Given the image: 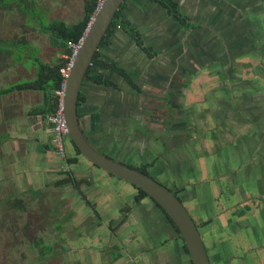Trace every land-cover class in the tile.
<instances>
[{"label": "rangeland", "instance_id": "obj_1", "mask_svg": "<svg viewBox=\"0 0 264 264\" xmlns=\"http://www.w3.org/2000/svg\"><path fill=\"white\" fill-rule=\"evenodd\" d=\"M35 2L33 5H36L40 13L47 15V19L50 20L58 18L75 22L83 15V0H35ZM262 4L264 5V1ZM254 6L256 5L250 7ZM145 10H151L154 13L156 8L152 6L150 9L145 8L144 5L129 0V16L135 19L140 26L144 42L151 43L149 38L152 36L149 30L150 22L143 15ZM262 11L264 9L255 10V12ZM30 17L19 6L12 9L0 8V38L21 39L30 42L39 50V56L47 61L59 57L58 49L50 43L49 34L43 32L40 23ZM159 18L163 19L159 16L156 17V20L158 21ZM151 19L154 21V18ZM262 22L264 24V14ZM188 47L187 45L182 46L179 51L188 50ZM0 48L5 49L4 47ZM27 48V43L23 42L18 44V48L15 50L7 52L0 50V86L34 77L35 67H27L24 62L27 55L23 53ZM164 48L165 46L159 48L157 45L159 54L154 59H148L147 55L135 45L133 39L123 32L122 28H119L117 37L109 46L103 48V52L109 61L116 59L120 66L123 65L127 69L129 75L140 85V89L142 88V92L136 97V91L123 76L117 72L108 71L106 73L118 84V88L88 84L90 96L88 105L98 104L102 110L104 108L108 111V108L117 99L124 98L127 103L131 104L136 97L139 102V110L147 109L148 111V109H156L159 106L164 107V103L159 102L154 93L160 95L164 88L170 86L174 88L173 102L167 105L169 109L166 112L167 118L172 117L170 119L172 124H164L163 117L157 110L156 118L159 119L157 122L148 121L151 116L145 115L147 111L142 113L139 121L145 127H152L155 134L166 136L169 147L164 145L165 147L162 148H175V153L168 151L169 156H163L158 160L155 149L150 148L152 150L150 155L140 157L143 162H148L150 158L157 160L156 166L150 168L149 172L170 189L178 191L182 186H188L186 191L178 192L181 200L182 198L185 200L188 193H201L202 201H198L199 209L205 208L207 212L219 210L218 201L214 198V192L210 188L211 185H214L213 182L215 183L221 177L220 174L238 171L240 181L244 182L242 188L245 187L247 192L257 191L254 170L257 165L256 161L262 157L263 148L255 149L257 147L255 145V148H251L254 155L251 150L245 154L249 145L236 138L235 135L245 132L260 134L261 129L245 124L242 126L235 123L215 124L214 118L220 121L224 119V116L228 117V120L234 119V117L230 116L229 111L221 115L220 104L216 99H212L210 91L203 93L209 96L210 102L215 101L216 103L207 104V107H201L198 104V101L202 99L203 88L207 90L209 86L213 85L210 78L207 77L209 81L205 85L202 81L206 79L201 78L200 71H196L197 74H191L188 77L182 76L176 71L177 64L175 62L162 61V59L165 60L167 54L165 51L167 49ZM221 51H223L221 55L227 54L224 46ZM191 58L195 59L193 64L197 68L196 57ZM259 59L255 54H252L249 57L251 62L247 61L252 66L237 65L236 67L240 69L238 71L242 75L250 70L253 72L264 71V64L261 65ZM242 62H238V64ZM163 65L164 68L166 67V71L161 67ZM227 67L225 68L227 69ZM162 71L164 72L162 73ZM161 77L167 80L166 85L162 82L165 85L162 92L156 90ZM254 78L257 79L256 76ZM186 82L189 83L188 89ZM21 93L22 96L16 97L17 103L29 107V110L43 100L40 91ZM255 95L258 97L257 94ZM261 96L264 100V90ZM129 104L130 108H134L133 104ZM127 112L132 111L127 110ZM25 113L23 112V116H27ZM135 114H138L137 111ZM115 118L117 122L115 127H112L111 116L108 118V113L105 114L98 135L88 128V136L97 146L103 149L108 146L107 150H99L102 153H109L119 161L121 159L113 154L114 152L119 153L125 159V152L131 154L135 150V146H142L143 143H147L148 138L152 139V134L139 136L140 133L137 134L133 127L138 122L128 120L125 121V126H128L129 133L125 134L119 115H115ZM28 119H35L36 124L32 126L34 123L29 121L28 128H26V135L29 137L26 142L22 141V148L24 149L27 142L31 141L29 148H31L30 151H33L36 147L34 140L37 142L42 140L40 146L51 144L54 148H44V157L38 158L37 163L44 164V173H40L38 182L31 183V186L41 185L40 188L37 190L31 188V190L28 189L30 185L26 182L21 184L18 181L13 182L12 188L2 189L0 186V199L11 195L7 203L12 201L11 205H0V264H191V256L182 249L183 239L175 231L173 224L168 221L162 209L156 206L150 197H146V200L141 204H135L134 196L138 192V188H135L132 183L103 170L83 154H78L74 147H69V137L66 140V148L62 151L54 142L51 124L42 119L40 115L35 117L30 115ZM109 120L110 124L107 125ZM146 121L149 123L146 124ZM165 129L168 130L167 134ZM110 130L111 132L108 133ZM215 133H221L222 136L216 137ZM114 140L119 142L118 148L117 142ZM182 144L185 145L177 148ZM147 147L146 144L144 149ZM181 151H184V154ZM71 156H78L79 159L81 158L80 162L69 164L66 159ZM197 158L201 160L200 165L205 164L207 178L202 177L199 163L194 169L191 167ZM121 161L134 165L139 162L138 158L134 157ZM16 166H18L15 168L17 170L20 165ZM69 167L72 168L70 169L77 179L83 180L81 187L87 197L95 203L99 214L86 202L74 185L56 183L59 179L67 176V173L64 172L68 171ZM161 169L165 171L164 175L161 174ZM247 172L254 175V179L247 175ZM263 176L264 169L260 175L261 178L257 174L260 184H263ZM244 195L247 198V205L256 210V207L262 202L261 199L264 198V190L253 193L252 196L246 192ZM18 199L23 200L25 209L13 206L19 201ZM183 203L198 224L199 221L195 217L194 211L184 201ZM207 203L212 208H208ZM130 206L131 209L128 210L127 208ZM240 207L244 209L243 205ZM168 224H171L170 228ZM200 232L202 234V228H200ZM226 238L229 237L226 236ZM233 238L236 239L234 244L239 243L242 246L240 247L242 250L237 251L235 256L244 255L243 250L247 248L251 240L258 241L254 233L246 234L245 230L244 232L237 231ZM37 241L42 242V245L45 246L50 245L51 251L44 253L42 250L44 247L37 245ZM251 256L253 255L251 254ZM184 260L187 262L185 263ZM257 261L260 262L258 264L262 262L260 259ZM237 262L244 263L239 260Z\"/></svg>", "mask_w": 264, "mask_h": 264}, {"label": "flooded vegetation", "instance_id": "obj_2", "mask_svg": "<svg viewBox=\"0 0 264 264\" xmlns=\"http://www.w3.org/2000/svg\"><path fill=\"white\" fill-rule=\"evenodd\" d=\"M132 1H136L141 5H144L145 8L147 7L150 9L151 6L153 8L154 7L156 8V11L154 13L151 12V10L150 11L145 10L143 13V15L146 16L147 20L150 22L149 30L151 31L152 36H150L149 38L151 43L144 42L145 39L142 35V30L140 26L137 24L135 19L129 16L130 15L129 0H125L124 1L125 4L122 8V18L130 21L138 29V31L141 33L140 38L142 39L143 43L140 46L138 44V41L128 31L124 30L122 27H117L114 30L113 35L110 37L109 43L101 47L102 57L107 62L115 61L117 66L122 67L127 71V69L123 65L120 66L119 62L116 59H112L111 61H109L105 57V54L103 52V48L109 46L113 42V39L117 37L119 28H122L123 32L127 33L133 39L135 45L140 48L141 52H144L147 55L148 59H154L159 54L157 50V45L159 48L165 46L164 49H167L165 50L167 51V54L165 55V60L162 59V61H167L168 63L175 62V64H177L176 71L180 73L182 76L184 75L185 77H188L191 74L193 75L195 73L197 74L196 71H200L199 73H202L200 75L201 78L203 80L206 79L205 81H202L205 85L209 80L213 83V85L209 86L207 90L203 88V91L201 92L203 94L202 99L198 101V104L201 107L202 106L207 107L206 106L207 104L216 103L215 101L210 102L209 96L208 95L206 96V94L203 93L204 91L205 92L210 91L213 96L212 99L213 100L216 99L220 104L219 112L221 113V115L229 111L231 113L230 116L233 115L234 117V119L228 120L227 119L228 117L224 116V119H221L220 121H217V119L214 118L215 124L218 123L222 125V124L235 123L236 125H241V126L245 124L246 126H250V127L254 126L261 129L260 134H254L253 132L252 133L245 132L243 134L240 135L238 134L235 136H237L236 138H239L241 141H244L249 145V148L247 149L245 154L248 153V151L251 150V148L252 149L255 148V145H257L255 149H257L258 147H262L264 149V100H262V96H261L264 90V82H263L264 71L253 72L250 70L249 72L246 71L245 75H242L238 71L240 69L236 67L237 65H240L241 67L243 65H245L246 67L247 65L252 66L249 62H247V61L251 62V60H249V57H251L252 54H255V56L260 58L259 62L261 65L262 63L264 64V24L262 22L264 11H262L263 13L255 12V10H257L258 8L264 9V5L262 4L264 0H174L177 2V8H178L177 11H171L168 7L162 5L161 1L159 0H132ZM252 5H256V6L250 7ZM159 16H161L163 19L160 20L159 18L157 21L156 17ZM151 18H154V21ZM163 23L164 25H162ZM159 24L161 25L158 27ZM186 45L189 46L188 50L184 49L182 52H180L179 51L180 48ZM143 46H147L148 48L150 47L148 50H150L153 53V56H151L148 53V51L144 50L142 48ZM222 46H224L225 50L227 51V54L224 53L223 55H221L223 52L221 51ZM194 56L196 57V63H198V65L195 63L197 68H195L194 67L195 65L193 64V61L195 59L191 58ZM241 60L244 62H242ZM238 62H242V63L238 64ZM226 66H228L227 69L225 68ZM161 67L164 68V65ZM164 69L166 71V67ZM101 71L110 80H113V78L106 73L108 71L117 72L120 76H123L128 82V84L131 87H133V89L136 91L135 92L136 97H138V95L142 92V88L140 89V85H138L137 81L133 79L131 75L130 77L132 78L134 84L131 83L128 80V78H126L123 74L119 73L117 70H112L110 68L109 69L102 68ZM163 72L164 71H162V73ZM127 73L130 74L128 71ZM255 76L257 77V79L254 78ZM207 77L210 79L207 80ZM162 82H164L166 85L167 83L166 78L161 77V79L158 82L160 84L156 86V90L160 92H162V88H164L165 86L162 84ZM88 84L90 85L96 84L100 87H114L116 89L118 88V84L115 86V85H108L105 83H98L92 78L88 77V72L83 81L81 91L84 94V100L81 102L79 106L80 126L86 138L95 148H97L98 150L109 149L108 146L105 147L106 149L97 146L89 138L88 128L91 132L93 131L97 134L102 128L103 116L108 113V118L111 116L110 120H112L113 122L112 127H115L117 122L115 115H119L125 134L129 133V130L127 129L128 126H125L126 120L137 121L138 123H140L133 125V127L137 131V134L140 133L139 136L152 134V139L148 138V140L146 141L147 143L145 144L143 143L142 146H135V150L133 149L134 151L131 154L130 152L124 153L125 159L133 158V157L138 158L139 162L136 165H134L133 163L128 164L121 161L125 159H123L119 155V153L114 152L113 154H115L116 156H118L119 159H121L119 160L120 162L126 165H132V167L135 168L137 166L142 167V165L150 163V166H147V170L149 172L150 168L152 169L153 167L156 166L155 162L157 160H154L155 158L154 159L150 158L148 162H143L140 156L145 157L147 155H150L152 151L150 148H154L157 155V159L160 160L163 156L170 155L167 154L168 151H174L175 148L163 149L165 146L169 147L168 142H166V138H167L166 136H162L157 133L155 134L154 133L155 131L153 130L152 127H147V126L145 127L143 126V124H141L139 118H141L142 113L147 111V109L144 111L143 109L139 110V106H138L139 102L136 97H134V101L131 103L134 105V108H130V106H128L129 103H127L124 100V98H122V100L117 99L116 102L112 103L111 106L108 108V111L104 108L102 110L98 104H95L93 106L88 105V100L90 99V96L88 94ZM186 84L188 89L189 83L186 82ZM174 90L175 89L170 86L168 88H164L163 93L160 95H155L154 93V96L158 99V101L164 103V107L159 106L156 107V109H148L147 113L145 114L151 116L149 117L148 121L157 122V120H159L158 118H156L157 117L156 110H157L158 112H160L161 117H163L162 120L164 124L171 123L170 119L172 117L170 116V118H167L166 112L169 109L167 105H170L173 102L172 93H174ZM255 94H257L258 97H256ZM127 110H131L132 112H127ZM135 111H137L138 114H135ZM110 120L107 122V125L110 124ZM148 121H146V124L149 123ZM111 130L108 133H110ZM165 133L166 134L168 133L167 129H165ZM215 135L216 137L222 136L221 133L218 134L215 133L214 136ZM114 142H117L116 146L118 148L119 142L115 140ZM146 144L148 147L144 149V146H146ZM184 145L185 144H182L177 148H181ZM263 149H262V157H261L262 159L260 158L258 161H256L257 165L254 170V174L256 175L255 179H254V175L253 176L250 175L251 174L250 172L246 173L251 178H253L257 183V187H258L257 191L253 190L252 192H247L245 187L242 188L244 182L240 181L239 179L240 175L238 171L222 173L220 174L221 177L218 178V180H216V182L214 183V185H216L217 187L216 195L214 197L218 201V203L222 201L225 203L228 201L232 202V200L237 199L236 203L234 202L235 203L234 209L231 211L234 217L242 218L241 222L243 223V226L239 225L237 227L238 228L242 227V229L245 230L246 234L254 233L257 237L258 236L261 237L262 240H264V198L261 199L262 202L259 204V206L256 207V210H254L253 207L247 205L248 204L247 198L244 195V192L249 194V196H252L253 193L264 190L263 188L264 180H263V184H260L257 177V174H259V177L260 175H262V171L264 169ZM251 151L254 155V151L253 150ZM183 152L184 151H181L182 154H184ZM104 154L113 157L109 153H104ZM251 158L253 160V156ZM183 162L185 163V161ZM200 162L201 160L197 158V161L193 165H191V167H193L194 169L199 163L200 169H202L201 167L203 164L200 165L201 164ZM70 168L71 167H69L67 170L72 169ZM164 172L165 171L161 169L162 175H164ZM232 178H234V180H232ZM217 182H219V184H217ZM187 187H188L187 185H184L178 191L173 189L171 190H173L178 195L179 191H185ZM202 197L204 198L203 193H202ZM145 199L146 197L143 198L141 202L144 201ZM151 200L153 201L152 198ZM183 201L185 202V200ZM141 202L139 204H141ZM155 205L158 206L156 203ZM241 205L244 206V209H242L243 207H240ZM231 206L233 205L228 206V208H230ZM217 217H218V213L215 214L213 217H209L206 220H201V221L198 220L199 221L198 224H200L201 222L208 221L206 224L198 225L199 228L208 225ZM234 217L230 218L229 221L230 225H232L235 221H238ZM168 221L170 222L169 219ZM171 224H168L169 228ZM175 231L178 233L176 229ZM181 245H182V249L185 251L183 244ZM262 247L264 246L262 245L261 247H259L258 245L255 246L250 245L248 249L244 252V255L237 256L238 258L243 259L242 262L244 263L241 264H258L260 263L257 261L258 259L262 261L261 264H264V256H261V254L257 255L258 252L257 250ZM251 254L253 256H251ZM234 256L235 255L228 257V259L224 264H230L234 259ZM220 257L222 258V255H220ZM187 260L190 262L189 259ZM184 261L185 263L187 262L186 260Z\"/></svg>", "mask_w": 264, "mask_h": 264}, {"label": "trees", "instance_id": "obj_3", "mask_svg": "<svg viewBox=\"0 0 264 264\" xmlns=\"http://www.w3.org/2000/svg\"><path fill=\"white\" fill-rule=\"evenodd\" d=\"M83 15L81 18H79L75 22H68L63 19H47V15L41 14L39 9L36 7V5H33V2L35 0H0V8H8L12 9L16 6H19L22 11H26L31 17V19H34L40 23V28L43 32L49 34V40L50 43L58 49V52L60 53L59 57L56 59H52L51 61H47L39 56V50L34 47L30 42L22 41L21 39H2L0 38V47H4L5 49H1L3 52L15 50L18 48V44L26 42L27 43V50L24 51L27 55V59L24 60L27 67L34 66L35 67V75L32 78H26L24 80H20L17 82H13L7 88L4 89V91H1L2 93H9L12 91H40L43 95V100L41 103L35 105L30 109V114L34 116L40 115L42 119L47 120L48 116L50 114L56 113L59 109L60 100H61V94L60 91L63 89V83L65 80L64 74L62 73V69L66 68L69 63L72 61L74 56V47L70 44L71 43H78L80 39L84 36L90 22L92 21L93 16L96 13V10L100 4L101 0H83ZM161 1L162 5L168 7L171 11H177V2L174 0H159ZM125 2L121 5L120 9L117 11L115 17L113 18L108 31L106 35L104 36L99 50L96 52L93 63L90 66L88 70V77L92 78L98 83H105L108 85H117L113 80L108 79L104 73L101 71L102 68H110L112 70H117L119 73L123 74L128 80L133 83L132 78L127 73V71L117 66L115 61L107 62L102 57L101 47L105 44L109 43L110 37L113 35L114 30L117 27H122L124 30L128 31L137 41L138 44L141 46L142 39L140 38L141 33L138 31V29L128 20L122 18V8L124 6ZM176 16V15H175ZM177 17V16H176ZM144 50L148 51V53L153 56V53L148 50L149 48L147 46L142 47ZM22 51V49H19ZM19 60V58H18ZM134 84V83H133ZM84 100V94L82 91H80L79 99H78V116L80 118V104ZM80 120V119H79ZM69 147H74L76 152L78 154H82L80 149L77 147V145L73 142L71 137L69 136ZM46 149L54 148L51 144L45 145ZM67 162L69 164H73L77 162L78 156H71L67 157ZM154 163V162H153ZM152 163V164H153ZM95 164V163H94ZM96 165V164H95ZM132 166V165H129ZM147 166H150V163L142 165V167H136L138 170L150 174L147 170ZM64 173H67V176L63 177L62 179H59L56 181L57 184H72L75 188L78 189L82 197L86 200V202L93 207V209L99 214V211L95 208V203L92 202L86 195V193L83 191L81 185L83 183V180L77 179L73 172L71 170L65 171ZM151 175V174H150ZM134 185V184H133ZM136 188H138V193L136 194L134 198V203L139 204L141 200L145 197H151L145 190H143L141 187L134 185ZM36 192V191H34ZM11 198V195H9L6 198L0 199V205H11L12 201L8 204V200ZM153 201L163 209L165 212L167 218L170 220V222L173 224L175 229L178 231L179 236L183 239V246L185 248V251L190 255L189 250L187 248V245L184 241V238L181 235V232L173 219L170 217V215L167 213V211L153 198ZM19 201L13 204L15 207H23L22 209H25L23 205V200L18 199ZM5 202V203H3ZM128 210L131 209V206L127 208ZM113 222V220L111 221ZM206 222H201L200 224H206ZM102 224V223H101ZM198 224V225H200ZM37 245H42V242L37 241ZM43 252H49L51 251L52 247L50 245L45 246L42 245ZM50 249V250H49ZM208 251V248H207ZM192 263V259H191ZM193 264V263H192Z\"/></svg>", "mask_w": 264, "mask_h": 264}, {"label": "water", "instance_id": "obj_4", "mask_svg": "<svg viewBox=\"0 0 264 264\" xmlns=\"http://www.w3.org/2000/svg\"><path fill=\"white\" fill-rule=\"evenodd\" d=\"M124 1L103 0L74 56L63 95V109L69 135L86 158L103 170L141 187L167 211L184 238L193 264H212L200 228L180 197L153 176L102 153L89 142L80 126L78 99L83 81L113 18Z\"/></svg>", "mask_w": 264, "mask_h": 264}, {"label": "crops", "instance_id": "obj_5", "mask_svg": "<svg viewBox=\"0 0 264 264\" xmlns=\"http://www.w3.org/2000/svg\"><path fill=\"white\" fill-rule=\"evenodd\" d=\"M12 83H8L5 86H0V186L2 189H7V187L12 188L13 182L18 181L19 183L21 182V184L26 182V184L30 185L28 189L33 188L37 190L41 187V185L31 186V183L35 184L38 182L39 174L44 173V164L39 165L37 161L38 158L44 157L45 146H43V144L40 146L42 140L39 142L34 140L36 147L35 149L33 148V151H30L31 148H29L30 143H32L31 141L27 142L28 144L24 146V149L22 148V141L24 140V142H26L29 137L26 135V128H28L29 121L34 123L32 126H34L36 123L35 119H28V116L31 115L30 110L28 109L29 107L27 108L26 106L17 103L16 97L22 96L21 92L25 91H12L1 94V91H4V89ZM23 112H26L25 114L27 116H23ZM80 159L78 160L79 162ZM16 165H20L17 170L15 169L18 167ZM201 168L202 177L207 178L205 164H203ZM192 179H194V177H192ZM214 188L217 189L216 185H211L210 189L215 193L216 189L213 190ZM214 193L213 196L216 195ZM186 196L187 198L185 199V203L190 206L191 210L194 211L193 213H195L197 220H206L218 213L217 218H215L208 225L202 227V237L208 248V253L210 255L212 264H224L228 257L235 255L237 251L242 250V248H240L242 246L239 243L234 244L236 239L233 238V235L236 234L237 231L244 232L242 227H237L239 225L243 226V223L241 222L242 218H236L231 213V211L234 209V204L236 203L237 199L232 200V202L228 201L226 203L222 201L218 203L219 210L207 212L205 208L199 209L198 201H202L200 199L201 193H188ZM230 205L233 206L228 208ZM207 207L212 208V206L208 205V203ZM233 217L238 221H235L232 225H230V218ZM226 236L229 238H226ZM257 239V242H255L256 239L251 240V243L249 242L247 248L243 250V253L250 245H258L259 247L262 245L264 246V240H262L259 236ZM257 251V255L261 254V256H264V254H262L264 253V247L259 248ZM220 255H222V258ZM238 260L240 262L243 261V259L234 256V259L230 264H241L237 262Z\"/></svg>", "mask_w": 264, "mask_h": 264}, {"label": "built area", "instance_id": "obj_6", "mask_svg": "<svg viewBox=\"0 0 264 264\" xmlns=\"http://www.w3.org/2000/svg\"><path fill=\"white\" fill-rule=\"evenodd\" d=\"M102 2H103V0L100 1L98 8L101 6ZM83 37L80 39V41L78 43H71L70 42V44L74 47V56L81 46V43L83 41ZM74 56H73V59H74ZM73 59H72V61H73ZM72 61L69 63V65L66 68L62 69V73L64 74L65 80L63 83V89L60 91L61 100H60L59 109L56 113L50 114L47 118V121L52 126V131L54 133V142L62 151L65 150L66 140L70 136L69 135V128L67 125V121H66L65 113H64V109H63V95H64V89H65V84H66L67 78L69 77L70 72H71Z\"/></svg>", "mask_w": 264, "mask_h": 264}]
</instances>
